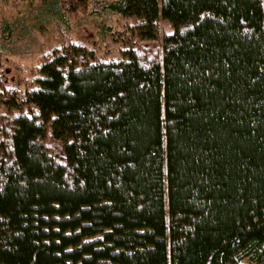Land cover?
I'll use <instances>...</instances> for the list:
<instances>
[{"label": "trees", "instance_id": "16d2710c", "mask_svg": "<svg viewBox=\"0 0 264 264\" xmlns=\"http://www.w3.org/2000/svg\"><path fill=\"white\" fill-rule=\"evenodd\" d=\"M105 7L122 59L65 36L0 76V264H264V0Z\"/></svg>", "mask_w": 264, "mask_h": 264}, {"label": "rangeland", "instance_id": "374dc122", "mask_svg": "<svg viewBox=\"0 0 264 264\" xmlns=\"http://www.w3.org/2000/svg\"><path fill=\"white\" fill-rule=\"evenodd\" d=\"M39 1L0 0V76L7 87L20 93L29 89L42 54L65 36L91 48L96 59L123 58L130 20L104 8L113 0H91L87 13L65 15L59 20L41 13ZM172 30V24L160 18L158 40Z\"/></svg>", "mask_w": 264, "mask_h": 264}]
</instances>
